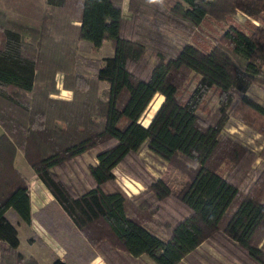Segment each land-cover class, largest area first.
<instances>
[{
	"label": "trees",
	"instance_id": "obj_1",
	"mask_svg": "<svg viewBox=\"0 0 264 264\" xmlns=\"http://www.w3.org/2000/svg\"><path fill=\"white\" fill-rule=\"evenodd\" d=\"M124 2L0 0V264H40L18 250L12 221L33 213L17 151L105 264H202V243L264 264V104L246 93L264 86V0H127L129 18ZM207 18L228 25L207 38ZM81 40H108L112 54L82 64ZM58 73L70 98L55 95ZM235 118L259 134V150L226 131ZM142 148L187 176L177 193L145 169ZM91 149L78 191L60 171ZM119 165L143 183L137 194L118 183Z\"/></svg>",
	"mask_w": 264,
	"mask_h": 264
},
{
	"label": "rangeland",
	"instance_id": "obj_2",
	"mask_svg": "<svg viewBox=\"0 0 264 264\" xmlns=\"http://www.w3.org/2000/svg\"><path fill=\"white\" fill-rule=\"evenodd\" d=\"M126 3L127 0H125L124 5H127ZM40 4L43 5L42 0H40ZM123 14L125 18H129L130 12L128 7L126 10L124 8ZM245 18L246 16L242 12H237L229 21L239 24L242 23ZM227 25L228 22L219 23L207 18L199 25V28L203 31V34H205L207 38H210L217 37L221 34ZM166 33L177 44H181L188 40L184 34L173 29L167 28ZM76 48L82 64H85L88 60H90L98 65H102L105 58L112 54V49L108 40H105L99 47H94L89 41L81 40L77 43ZM262 67L264 68V61L262 62ZM56 78L60 79L61 74L58 73ZM58 87V92L55 94L56 96L62 98H70L72 96V92L70 90L67 92V89L62 88V86ZM105 87L106 83L102 81L100 83V89ZM246 93L254 97L258 102L264 104V86L252 84L248 87ZM160 96L161 95L159 93L154 95L146 111L141 116L140 122L143 125H147V119L154 112V106L157 107L160 103ZM217 104V97L211 96L209 105L214 106ZM226 131L233 136L238 137L246 144L252 146L255 151L262 147L263 142H257V139L260 138L259 134L250 132L248 130V126L239 118H235L233 122L227 125ZM137 158L144 162L145 169L150 172L152 176L162 179L174 193H177L187 180V176L185 174L173 166L160 161L158 158L153 157L146 148H142L140 150ZM15 161L19 170L27 177L29 188L31 187L30 189L33 194V213L31 223L25 224L16 218H14L13 221L15 222L16 229L22 240V247L20 249L25 253H33L39 256V259L42 262H46L49 257L55 258L59 256L65 258L70 264H77L74 262V259L72 258L73 256L82 258L86 256L88 258H92V260L87 264H104L100 253L95 252L93 248L88 246L85 242H79L80 235L72 227L71 222L67 219L68 217H66L61 209L53 203L49 192L46 190L44 185L39 182L37 176L26 163L20 151H17ZM95 162V149H91L83 153L81 156H78L73 163L67 166L64 170L60 171V173L64 181L73 185L78 191H81L82 185L84 184L83 171L86 170L88 164H93ZM21 164H25L27 170L22 168ZM115 171L118 183L124 191L129 193L128 195L133 196L143 189V183L129 174L123 166L119 165L115 167ZM40 203L44 204L42 206L43 210H39ZM198 250L201 255L199 258L202 264H235L220 256L206 243H202ZM206 254L211 255L213 259L210 260ZM77 262H80L79 258ZM134 264L155 263L146 255H142Z\"/></svg>",
	"mask_w": 264,
	"mask_h": 264
},
{
	"label": "crops",
	"instance_id": "obj_3",
	"mask_svg": "<svg viewBox=\"0 0 264 264\" xmlns=\"http://www.w3.org/2000/svg\"><path fill=\"white\" fill-rule=\"evenodd\" d=\"M42 2L43 3H45V0H42ZM67 92H68V90H67ZM1 131H2V129L0 128V133H1ZM14 163H15V166L17 167V165H16V161L14 160ZM21 167L22 168H25L26 170H27V167H26V165L24 164V165H22L21 164ZM18 168V167H17ZM19 169V168H18ZM22 173V172H21ZM23 174V173H22ZM24 175V174H23ZM25 176V175H24ZM26 177V176H25ZM27 178V177H26ZM38 179V178H37ZM40 182V181H39ZM41 183V182H40ZM42 184V183H41ZM31 188V187H30ZM30 191H31V189H30ZM179 191V190H178ZM177 191V192H178ZM50 197H51V200H53V197L50 195ZM50 200V199H49ZM44 204L43 203H40V206H39V208H41L42 206H43ZM31 207L33 208V194H32V191H31ZM38 208V209H39ZM33 212V211H32ZM16 218V217H15ZM17 220H20L19 218H16ZM12 221H14V218L12 219ZM14 223V225H15V222H13ZM15 227H16V225H15ZM73 228H74V226H72ZM75 229V228H74ZM76 230V229H75ZM77 231V230H76ZM19 233V232H18ZM18 238H19V244H18V250L20 251V252H22L23 254H25V255H32V256H34L41 264H50L51 262H52V260H53V258L54 257H49V259L46 261V262H42V261H40V259H39V256H37V255H35V254H33V253H25V252H23L20 248L22 247V240H21V238H20V236H19V234H18ZM101 255V254H100ZM92 257V256H91ZM58 258H61V259H64L68 264H70L65 258H63V257H59L58 256ZM73 259H74V262L75 263H77V264H87L89 261H91L92 260V258H88V257H84V258H82V257H77V256H73L72 257ZM78 258L80 259V262H77V260H78ZM101 258H102V256H101ZM83 260V261H82ZM102 261H103V258H102ZM103 263L105 264V262L103 261ZM72 264H74V263H72Z\"/></svg>",
	"mask_w": 264,
	"mask_h": 264
},
{
	"label": "built area",
	"instance_id": "obj_4",
	"mask_svg": "<svg viewBox=\"0 0 264 264\" xmlns=\"http://www.w3.org/2000/svg\"><path fill=\"white\" fill-rule=\"evenodd\" d=\"M127 4V3H126ZM125 10L127 8V5L124 6ZM56 85L57 87L58 86H61V78L60 79H56ZM59 88V87H58ZM115 174H116V171L114 170ZM127 194H129L127 191H125Z\"/></svg>",
	"mask_w": 264,
	"mask_h": 264
}]
</instances>
